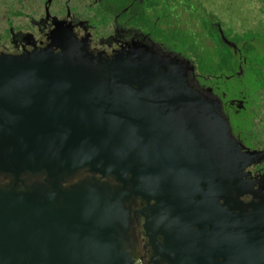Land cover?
<instances>
[{
	"label": "water",
	"instance_id": "95a60500",
	"mask_svg": "<svg viewBox=\"0 0 264 264\" xmlns=\"http://www.w3.org/2000/svg\"><path fill=\"white\" fill-rule=\"evenodd\" d=\"M192 69L145 45L96 57L64 31L0 56V264H140L135 197L155 203L156 264H264V195L245 172L264 152L242 151ZM81 170L121 186L65 187ZM23 176L41 182L21 190Z\"/></svg>",
	"mask_w": 264,
	"mask_h": 264
},
{
	"label": "flooded vegetation",
	"instance_id": "af4514ba",
	"mask_svg": "<svg viewBox=\"0 0 264 264\" xmlns=\"http://www.w3.org/2000/svg\"><path fill=\"white\" fill-rule=\"evenodd\" d=\"M250 1V16L240 22L219 18L210 24L214 28L210 31L203 25L202 0H0V56L47 49L62 31L94 56L105 59L145 45L162 55L200 60L199 48L204 47L207 60L216 63H209L208 70L202 71L188 61L193 68L189 72L191 84L219 101L230 133L243 152H264V0ZM54 50L60 51L56 47ZM211 67L218 71L210 72ZM245 172L264 195V158ZM22 179L21 190L41 182L33 176ZM88 179L121 186L112 176L103 178L81 170L68 179L65 187ZM11 183L10 177L0 173V187ZM243 201L259 202L251 195ZM154 204L140 197L128 203L132 215L128 252L140 264H156L144 229L151 216L148 208ZM157 241L164 243L161 236ZM157 262L167 264L160 257Z\"/></svg>",
	"mask_w": 264,
	"mask_h": 264
},
{
	"label": "rangeland",
	"instance_id": "374dc122",
	"mask_svg": "<svg viewBox=\"0 0 264 264\" xmlns=\"http://www.w3.org/2000/svg\"><path fill=\"white\" fill-rule=\"evenodd\" d=\"M203 8H204V16L202 18L203 25L206 29H210L213 31L214 28L211 27V23L215 21H219L223 18L231 17L236 22H240L245 16L246 18L250 16V0H202ZM208 14H211L214 17H209ZM264 41V36L262 37ZM189 44H187L188 46ZM185 48L183 47L182 50ZM201 59L200 60H187L192 62V64L196 65L198 68H202L204 70H208L209 63H216L214 60H207L209 58L208 52L204 47L199 48ZM226 49H223V53L226 55ZM203 57V60H202ZM210 72L212 70L218 71L216 67H211Z\"/></svg>",
	"mask_w": 264,
	"mask_h": 264
}]
</instances>
